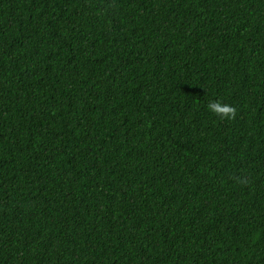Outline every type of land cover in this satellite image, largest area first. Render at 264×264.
I'll return each mask as SVG.
<instances>
[{"label":"trees","instance_id":"trees-1","mask_svg":"<svg viewBox=\"0 0 264 264\" xmlns=\"http://www.w3.org/2000/svg\"><path fill=\"white\" fill-rule=\"evenodd\" d=\"M0 264H264V0H0Z\"/></svg>","mask_w":264,"mask_h":264},{"label":"clouds","instance_id":"clouds-1","mask_svg":"<svg viewBox=\"0 0 264 264\" xmlns=\"http://www.w3.org/2000/svg\"><path fill=\"white\" fill-rule=\"evenodd\" d=\"M208 107H209V110L212 111L213 113L221 114V115H227L229 118L231 117V115L233 113V109H231L227 105L221 107L218 104L210 103Z\"/></svg>","mask_w":264,"mask_h":264}]
</instances>
